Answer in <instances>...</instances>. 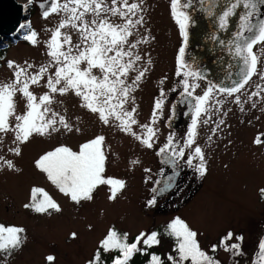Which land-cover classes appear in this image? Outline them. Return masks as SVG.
<instances>
[{
  "label": "rangeland",
  "instance_id": "1",
  "mask_svg": "<svg viewBox=\"0 0 264 264\" xmlns=\"http://www.w3.org/2000/svg\"><path fill=\"white\" fill-rule=\"evenodd\" d=\"M17 1L29 8L28 19L25 20L29 25L23 39L7 42L0 48V84L12 80L13 69L8 67V61L21 66H26V62L33 65L29 69L30 73L51 63L47 55V41L51 32L68 15L61 11L45 18L36 3L43 0ZM63 2L60 0V3ZM132 2L139 3L140 0H129V3ZM104 3L113 6L111 0H104ZM142 8L143 11L138 15L144 17V22L131 28L132 35L128 38L129 44L136 46L129 49V45H125V49L133 53V58L135 55L141 56L127 77V83L134 88L131 93L134 100H130L126 107L129 110L136 109L138 124L133 126V130L138 135L145 131L140 125L148 124L152 119L155 101L160 98L159 90L168 86L177 68L176 52L181 40L179 27L171 15L170 0H143ZM104 15L114 24L124 23V18L118 15ZM93 18L92 13L85 15L86 20ZM136 18L132 17L133 20ZM31 31L37 33L36 45L25 39ZM62 32L72 37L73 44L80 42L79 33L71 26L62 29ZM145 37L146 43H137ZM253 50L258 57V74L233 96L213 92L209 102L212 107L208 108L206 114H202L195 144L192 148H185V159L195 146L203 150L206 174L200 176L193 168L181 162L183 170H180L181 175L179 173L180 178L174 188L156 198L157 202L153 206L147 204L153 197L151 186L164 168L156 152L167 142L169 134H174L178 147L183 146L191 124L190 118L179 130L167 128L165 121L170 112L169 101L166 99L157 111L153 126L158 131L151 149L134 136L121 131L115 124L104 125L98 114L81 107L80 97L71 92L53 94L55 101L51 108L65 117L73 131L68 132L61 127L60 131L50 135H34L29 142L19 145V156L9 151L18 146L14 143V132L0 133V156L11 159L18 169H8L6 166L0 168V224L25 229L23 244L10 254L0 252V264H48L45 259L48 255L55 257L53 264H86L110 228L125 232L129 237L141 232H158L160 244L152 247L160 251L164 264H171L167 256L176 255L174 240L164 229L177 216L198 233L201 248L219 260L220 264H250L254 260L259 241L264 238V197L260 194V189L264 188V144L254 142L264 132V79L259 75L264 73V43H258ZM145 68L148 71L137 87L132 82L135 75ZM54 70L53 64L39 84L30 86L37 97L48 91L47 77ZM93 71L100 74L98 70ZM188 79L190 83L197 84L196 79ZM197 85L193 90L195 95H202L208 88L204 83ZM253 92H259L260 95L253 96ZM237 95L240 97L239 103L235 101ZM14 99L16 114H23L26 111L25 98L17 93ZM217 100L221 103L217 104ZM204 120H208V123H204ZM9 122L14 128L15 118L10 117ZM77 128L79 131H76ZM96 135L105 137V176L123 179L126 187L115 200H109L108 186H100L91 201L77 204L61 193L35 167V160L61 145L79 151L82 143ZM133 160L139 163L133 165ZM146 168L151 169V172H145ZM33 187L44 189L60 205L61 211L53 210L49 215L26 209L24 204L29 203ZM228 231L234 237H244L242 242L235 239L229 242L241 243V250L246 254L245 257L236 256L238 262L230 258L231 252L219 245L220 239ZM73 232L77 234L75 238L71 235ZM213 244L217 245L215 252L211 251ZM144 246L141 241L139 247Z\"/></svg>",
  "mask_w": 264,
  "mask_h": 264
},
{
  "label": "snow or ice",
  "instance_id": "2",
  "mask_svg": "<svg viewBox=\"0 0 264 264\" xmlns=\"http://www.w3.org/2000/svg\"><path fill=\"white\" fill-rule=\"evenodd\" d=\"M205 2L209 5L207 14L214 15L212 0H201V3ZM111 4L112 7L107 6L104 0H64L63 3H60V0H51V4L43 12L45 18L61 11L68 14L66 19L62 20L51 32L50 39L47 41V55L51 58V63L30 73L29 69H32L33 65L27 64V62L26 66H21L13 61L7 62L8 67L13 69V76L11 82L0 84V133L13 131L15 134L14 143L18 145L9 151L19 156L21 154L19 145L29 142L34 135H50L52 132L60 131L61 127L68 132L73 131L65 117L54 112L51 108L55 101L53 94L64 95L70 92L80 97L81 107L91 113L98 114L99 120L104 125L115 124L124 133L134 136L146 148L154 147V138L158 129L153 125L156 123L157 111L162 108L164 103L165 93L163 90H161L160 98L155 101L151 121L148 124L140 125L145 130L142 134L138 135L133 130V126L138 124L135 118L136 109L129 110L126 107L130 100H134L131 95L134 88L127 83V77L134 69L135 62L141 60V56L135 55L133 58V53L126 50L125 45L128 44L129 49L136 46L129 44L128 38L132 35L131 28L142 25L144 22V17L138 15L143 11V0H140L139 3H129V0H111ZM41 6L44 7V5ZM192 6L193 0H170L171 15L183 38V44L176 57V74L184 77L181 95L192 98L193 101L191 124L188 126L183 146L178 147L174 134H169L167 142L158 149L157 155L162 157L163 164L179 168L183 162L200 176H204L207 167L203 150L199 146H195L185 159V148H192L195 144L197 127L202 114H206L208 108L212 107L209 102L213 92L218 91L227 96H233L239 93L254 75L258 74V57L253 49L258 43H264V17H259V13L264 7V0H228L224 5L218 16V26L222 30L228 27L229 19L237 14V9L242 7L245 10L239 16V30L235 33V39L230 42L235 55L242 60L241 79L234 82L231 87L210 84L202 95L195 96L192 90L198 85L190 83L188 78L191 77L195 80L203 77L185 59L189 28L194 23L188 11ZM87 13H92L94 18L90 21L86 20ZM107 13L124 18V23L110 22L107 15H104ZM132 17L137 18L133 20ZM69 26L79 33V43L73 44L72 37L62 32V29ZM25 39L33 45L38 43L35 31H31L25 36ZM141 42L146 43L147 37L143 41H137V43ZM220 43L224 42L220 41ZM125 57L130 59L125 60ZM148 63L150 64L151 61L149 60ZM53 64L55 65L54 73L48 76L46 81L48 91L37 97L30 90V86L39 84ZM94 69L98 70L100 74H95ZM147 71V68L139 71L132 83L138 87V82ZM259 75L261 79H264V73H259ZM17 93L22 94L26 100V111L19 115L16 114L14 99ZM252 95L257 96L260 93L253 92ZM235 101L240 102L238 95L235 96ZM216 103L219 104L221 101L217 100ZM10 117L15 118L14 128L10 125ZM203 122L208 123V120ZM220 123L223 124L224 121L221 120ZM76 131L79 129L77 128ZM254 142L264 144V134L257 136ZM104 145L105 137L103 135H96L82 143L79 146V151H73L70 147L61 145L39 156L35 160V167L44 173L61 193L77 204L82 201H91L94 198V192L100 186H108V199L115 200L126 187V182L123 179L105 176L107 156ZM195 160L198 162L194 163ZM138 163V160L132 161L133 165ZM5 166L8 169H16L11 159L0 156V168ZM16 170L18 171V169ZM144 171L151 172V169L146 168ZM164 171L165 169L162 168L161 173L163 174ZM176 175H179V172H176ZM167 179L169 182L160 188L159 192H164L174 186L173 177L169 176ZM156 183L160 184V181H156ZM152 191L158 193V189L155 187ZM38 193L43 194V198L40 200H37ZM260 194L264 197V188L260 189ZM156 202V195H153L147 204L153 206ZM24 207L37 213L49 215L53 210L61 211L60 205L44 189L38 187L31 189L30 202L24 204ZM166 231L170 237L175 239L176 255L169 254L167 256L171 264H186V262L188 264H220L219 260L201 248L197 238L198 233L180 217L173 218L168 223ZM24 232L23 227L0 224V252L10 254L19 248L24 242ZM71 235L75 238L77 234L73 232ZM233 239L242 242L244 237L242 235L234 237V234L228 231L220 239L219 245L225 251L231 252L233 256H240L243 254L241 243H229ZM141 241L146 247L158 245L160 244L159 233L156 231L150 234L141 232L134 242L129 243L127 233L121 234L115 228H110L100 241V247L87 264H102L101 250L104 252L118 251L119 255L112 259V264H129L132 256L142 251L139 247ZM258 249L257 259L253 261V264H264V238L259 241ZM216 250L217 245L213 244L211 251L215 252ZM45 259L48 264H53L55 261L53 255H48ZM148 264H164V261L153 253Z\"/></svg>",
  "mask_w": 264,
  "mask_h": 264
},
{
  "label": "water",
  "instance_id": "3",
  "mask_svg": "<svg viewBox=\"0 0 264 264\" xmlns=\"http://www.w3.org/2000/svg\"><path fill=\"white\" fill-rule=\"evenodd\" d=\"M227 2L228 0H212V10L215 14L209 16L207 14L209 8L207 2L201 3V0H193V6L188 11L194 23L189 28L185 59L192 65L193 69L202 74L203 80L210 84L231 87L234 82L241 79L243 64L242 60L235 55L230 42L235 39V33L239 30V16L245 10L242 7L237 9V14L229 19L228 27L222 30L218 26V16ZM36 3L40 13L43 14L51 4V0L37 1ZM28 9L27 5L17 0H0V48H3L7 42L23 39L28 27L25 21L28 19ZM259 17H264V7L261 9ZM22 25L23 27H21ZM220 41L224 43H220ZM182 44L183 38L179 48ZM192 107V98L182 96L180 93L171 102L170 113L165 121V126L173 130L180 129L190 118ZM157 157L168 171L159 174L152 183L151 194L152 196L156 195V198L167 194L174 188L179 177L176 172L180 173L181 170V166L173 168L171 165L163 164L161 156L157 155ZM169 176L173 177L174 186L164 192H159V189L169 182L167 179ZM156 181H160V184H157ZM154 187L158 189V193H153Z\"/></svg>",
  "mask_w": 264,
  "mask_h": 264
},
{
  "label": "trees",
  "instance_id": "4",
  "mask_svg": "<svg viewBox=\"0 0 264 264\" xmlns=\"http://www.w3.org/2000/svg\"><path fill=\"white\" fill-rule=\"evenodd\" d=\"M46 176V175H45ZM43 198V194L42 193H38L37 194V200H40V199H42ZM31 199V198H30ZM30 202V201H29ZM166 229H167V227H165V231H166ZM117 230V229H116ZM119 233H121V234H123V233H125V232H122V231H119V230H117ZM166 233H167V231H166ZM140 233H137V234H134V235H132V236H128V242L129 243H131V242H134L135 241V238L139 235ZM105 237V236H104ZM103 237V238H104ZM102 238V239H103ZM170 238H172V240H174V247H175V239L173 238V237H170ZM101 239V240H102ZM100 240V241H101ZM100 241H99V243L97 244V246L94 248V251L92 252V254H91V256H90V258L87 260V262L94 256V254H95V252H96V250L100 247ZM141 249H142V251H140V252H137V253H135L133 256H132V258L130 259V261H129V264H131L130 262L132 261V260H134V262H132V264H148V262H149V260H150V258H151V255L154 253V254H156V255H158V256H160L161 257V255H160V251L156 248V247H146V246H144V247H141ZM242 251V250H241ZM258 251H259V249H257V251H256V253H255V256H254V260L253 261H255L256 259H257V253H258ZM242 253H243V251H242ZM117 255H119V253H118V251L117 250H112V251H110V252H104L103 250H101V261H102V264H112V259L115 257V256H117ZM245 257L246 256V254H245V252L242 254V255H240L239 257ZM230 258H233L234 259V261H236V262H238V258L236 257V256H233L232 255V253H230ZM162 259V258H161ZM239 259H241V258H239ZM253 261L250 263V264H253ZM87 262H86V264H87Z\"/></svg>",
  "mask_w": 264,
  "mask_h": 264
},
{
  "label": "flooded vegetation",
  "instance_id": "5",
  "mask_svg": "<svg viewBox=\"0 0 264 264\" xmlns=\"http://www.w3.org/2000/svg\"><path fill=\"white\" fill-rule=\"evenodd\" d=\"M181 40H182V37H181ZM181 40H180V42H181ZM179 48V47H178ZM177 52H178V49H177ZM177 52H176V57H177ZM177 64V63H176ZM176 70H177V68L174 70V72L172 73V77H171V80H170V82H169V84H168V86H166L164 89H161V90H163V92L165 93V96H164V100L166 99V101H169V112H170V105H171V102L174 100V99H176V97L178 96V95H180V93H182L183 92V84H182V80L184 79V77L183 76H178L177 74H176ZM197 81H196V83L197 84H201V83H204V84H206L207 86H209L210 85V83L209 82H207V81H205V80H203L202 78H200V79H196ZM205 85V86H206ZM161 90H159V93H161ZM192 90V89H191ZM193 91V90H192ZM168 92V95H166V93ZM217 93H219L218 91H216ZM219 94H223V93H219ZM193 95L195 96V94L193 93ZM224 95V94H223ZM225 96H227V95H225ZM190 118H191V116H190ZM190 118H189V120H190ZM188 120V121H189ZM187 121V122H188ZM186 122V123H187ZM185 123V124H186ZM184 124V125H185ZM183 125V126H184ZM182 128V127H181ZM180 128V129H181ZM179 130V129H178ZM163 169H165V168H163ZM182 163H181V172H182ZM168 171V169H165V171H164V173L165 172H167ZM180 175H181V173H180ZM179 178L180 177H178V179L177 180H179Z\"/></svg>",
  "mask_w": 264,
  "mask_h": 264
}]
</instances>
